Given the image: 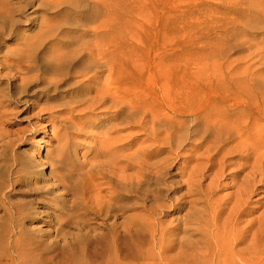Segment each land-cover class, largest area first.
I'll use <instances>...</instances> for the list:
<instances>
[{"label":"bare ground","instance_id":"obj_1","mask_svg":"<svg viewBox=\"0 0 264 264\" xmlns=\"http://www.w3.org/2000/svg\"><path fill=\"white\" fill-rule=\"evenodd\" d=\"M3 4L9 12L6 0ZM244 5L251 16L254 14L263 20L264 0H249ZM11 21L13 23H2L0 37L11 34L12 26L19 22L17 19ZM94 32L97 40L79 42L57 38L52 45L46 42L51 35L41 39V30L36 40L23 39L14 46L0 41V119L6 116L15 94L19 92H29L35 100L26 110L33 111L37 120L53 126L62 114L83 111L79 118L77 115L70 118L74 126L77 120L85 122L97 117L94 110L99 109V118L108 123L94 134L97 147L93 155L96 159L90 174L91 177L97 174L105 178L114 190L107 194L104 205L85 204L84 214L77 219H74L76 215L71 218L70 212H76L74 209L80 204L76 197H68L64 193L58 194V205L38 197L36 202L42 203L39 211L31 204L11 199L10 193L20 181L17 176L21 163L19 154L13 156L8 173L0 171L3 219L0 264L6 261L25 264L20 251L37 247L35 243L26 242L27 223H47L51 219L57 224L51 223V226L58 235L64 233L63 216L66 217L65 224L86 232L81 236L83 240L76 243L74 234L66 237L70 240L66 246L69 250L67 260L75 264L82 263L79 257L83 249L89 251L87 259L105 252L122 253L127 237L138 238L140 245L147 246L149 251L144 255L145 259H148V253L154 255L150 259L154 261L147 264H188L185 261L174 262V256L167 255L177 247V243L164 239L167 229L155 220V205L146 208L148 214L143 221L113 219L107 222L103 227L106 238L98 232L99 226L93 220L98 214H104L106 218L110 215L122 217L127 194L142 197L158 195L160 181L169 174L170 167L176 164V158H180V152L185 150L192 137L199 140L203 147L200 155L206 159V164L197 169V181L209 176L213 178L204 188L206 190L201 189L208 209L201 210L194 217L200 238L204 237L203 242L198 241L210 250L211 241L217 246L221 236L223 243L217 250L227 262L237 264L240 260L243 264H264V210L254 232V222L237 227L240 216L253 204L257 188L264 187V77L247 71L226 75L217 72L198 74L180 54L189 48L187 44L180 45L178 49L162 44L154 54L144 50L146 58L140 59L145 63L146 76L142 74L144 71L136 72L139 66L131 57V47L133 49L134 46L109 40L106 25ZM56 34L53 31V35ZM210 65L218 71L222 62L213 58ZM29 72H35L34 76L30 77ZM16 80L20 81L22 88L13 94L9 91V83ZM37 84H42V87H37ZM42 97L45 101L40 103ZM178 116H188L189 119ZM39 126L36 123L34 131ZM127 129H136L145 138L137 142V135L121 133ZM31 165H28L26 177L29 185L32 178L33 183L38 181L35 173L39 167ZM50 167V179L55 185L42 187L32 184L34 192L52 195L60 188L68 190L66 182H70L69 176L61 173L54 161L50 162ZM227 168L232 170L230 176L234 178V190L228 196L214 197L213 189L219 185ZM6 175L7 183L3 181ZM151 183L155 187L151 188ZM262 193L261 198L264 199V191ZM260 207L264 208V201ZM207 216L209 224L205 219ZM39 232L44 234L42 229ZM243 244L244 247H240ZM215 251H212L213 255L218 253ZM177 256L183 258V253L179 250ZM111 257H105V260ZM116 261L122 264L118 256Z\"/></svg>","mask_w":264,"mask_h":264},{"label":"rangeland","instance_id":"obj_2","mask_svg":"<svg viewBox=\"0 0 264 264\" xmlns=\"http://www.w3.org/2000/svg\"><path fill=\"white\" fill-rule=\"evenodd\" d=\"M3 2L4 0H0V27L2 23H13L12 19L19 20L12 26L11 34L0 37V41L9 42L12 46L23 39L36 40L40 30L43 33L41 35L43 40L51 35L46 41L48 45H52L57 38L79 42L97 40L93 36L94 30L98 32V28L100 30L102 25H106L109 40L134 46L133 49L131 47V57L139 66L136 72H143L146 69L144 61L140 59L146 58L144 50L148 49L154 54L162 44L173 45L177 49L180 45L187 44L189 48L180 54L186 58L183 61L198 74L217 72L226 75L229 72L247 71L264 77V17L260 21L262 17L256 18L254 14L251 16V12L244 5L249 0H6L9 12L6 11ZM85 29L88 31H84ZM53 31L57 33L55 36ZM213 58L222 62V67L218 71L210 65ZM203 62L205 64L201 66ZM146 63L149 64L148 61ZM156 67L158 69V66ZM145 72L146 70L142 74L146 75ZM34 74L35 72L28 73L30 77ZM36 86L42 87V84ZM21 88L19 80L9 83V91L13 94L19 92ZM14 98L7 110L8 113L0 119V171L8 173L13 156L19 154L21 159L17 176L20 181L10 193L11 199L15 202H26L41 211L42 203L36 202L38 197L49 201L50 204L58 205V194L74 196L80 204L74 209L76 212H70L71 218L76 215L74 219L84 214L85 204L104 205L108 199L107 194L114 190L105 182V178L97 174H92L91 177L90 174V168L96 159L93 155L94 148L97 147L94 143V134L108 123L99 118L100 110H94V113L98 114L97 117L85 122L77 120L74 126L70 118L74 115L79 118L84 112L77 110L72 115L62 114L61 119L59 121L57 119L53 126L37 120L33 116V111L26 110L35 101L29 92H19ZM44 101L45 97H42L40 103ZM178 118L189 119L188 116ZM36 123L40 126L34 131ZM121 133L137 135L135 138L137 142L145 138L136 129H127ZM198 142L197 138L192 137L186 143L185 150L180 152V158H176V164L170 167L169 174L160 181L158 195L142 197L127 194L122 217L110 215L106 218L104 214L97 215L93 221L99 226L98 232L104 235L103 238H106V230L103 227L107 222L110 223L113 219L143 221L148 214L146 208L155 205L154 207H157L155 220L167 229L164 239L177 243V247L167 253L174 256L176 259L174 262L232 264L227 262L223 255H219L217 250L223 243L221 236L217 243L214 242L217 246L213 245L212 240L210 250H207L201 244L204 237L200 238V232L194 222L198 212L208 209L209 205L205 207L206 202L203 200L201 189L206 188L213 179L212 176L200 181L196 179L197 169L206 164V159L200 155L203 147ZM51 161L57 163L61 173L69 176L70 182H66L68 190L60 188L52 195L34 192L31 189L32 184L42 187L55 185L50 179ZM30 163L31 166L39 167V171L35 173L38 181L33 183L32 178L31 185L26 181ZM231 171V168H227L220 178L219 185L213 189L214 197L228 196L234 190ZM3 181L7 183V175ZM255 186L258 187V183ZM150 187H155V184L151 183ZM257 189V194L253 196V204L239 218L238 228L254 222L255 225L252 227L254 232L258 221L263 217L260 213L264 208L260 207V203L264 201L261 198L264 187L260 186ZM205 213L208 214V211ZM1 214L0 209V229L3 221ZM205 219L209 224L208 216ZM63 220L64 233L58 235L51 226V223H55L51 219L47 223L26 224L28 229V233L24 235L27 238L26 242L35 243L37 247L20 251V257L25 264H75L67 260L69 250L66 246L70 240H66V237L74 234L76 243L83 240L81 236L86 232L75 229L72 224H65L67 223L65 216ZM39 229H42L44 234L39 232ZM157 237L158 234L155 235V238ZM180 243L183 246L179 247ZM125 244L122 253L105 252L88 259L89 251L83 249L79 257L82 260L81 264H117V256L122 264H147L154 261L150 260L154 257L152 253H148V259H145L144 255L149 250L147 246L139 244L138 238L127 237ZM240 247H244V244ZM179 250L183 253V258L177 256ZM212 251L218 253L213 255ZM110 254L111 259L106 261L105 257L108 258ZM0 255H3L1 248ZM5 264L11 262L6 261ZM237 264L243 262L239 260Z\"/></svg>","mask_w":264,"mask_h":264}]
</instances>
